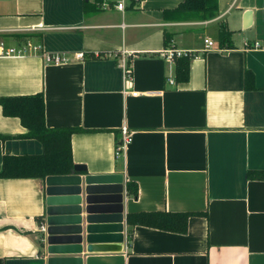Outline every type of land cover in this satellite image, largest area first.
Masks as SVG:
<instances>
[{"label":"crops","instance_id":"obj_1","mask_svg":"<svg viewBox=\"0 0 264 264\" xmlns=\"http://www.w3.org/2000/svg\"><path fill=\"white\" fill-rule=\"evenodd\" d=\"M95 1L0 0V45L42 46L0 55V96L42 92L48 127L82 128L71 139L75 164L124 175L125 248H84L82 264H264V0H219V14L200 21L165 18L183 0L92 12ZM221 21L234 31L232 47L218 42ZM205 38L215 48L202 52ZM170 45L198 53L185 83L167 80L176 77V61L161 55ZM45 52L70 60L48 63ZM124 125L133 140L117 158ZM25 132L0 106V172L5 155L43 151ZM127 181L138 184L137 197ZM46 197V179L0 176V264H48ZM142 211L197 214L180 233L129 225L128 214Z\"/></svg>","mask_w":264,"mask_h":264},{"label":"trees","instance_id":"obj_2","mask_svg":"<svg viewBox=\"0 0 264 264\" xmlns=\"http://www.w3.org/2000/svg\"><path fill=\"white\" fill-rule=\"evenodd\" d=\"M104 0H96L94 10L102 6ZM88 6V5H87ZM219 14V0H183L179 5L164 11L165 18L187 21L208 20ZM219 39L222 47H232L231 30L225 21L218 24ZM169 42V36L166 34ZM20 39L33 38L36 41L40 35L21 34ZM191 56L176 59V80L185 83L190 76ZM249 73L246 82L250 81ZM0 106L5 116L19 117L26 128L21 137L38 140L42 146L41 153L5 155L0 172L5 178H40L50 175L72 173L75 162L73 159L71 139L74 133L82 130L80 127H48L45 122V100L42 92L35 94L0 96ZM127 191L133 197L138 196V184L127 181ZM197 212L142 211L130 213L127 216L131 226L143 225L173 232L184 233L187 230L188 219ZM42 222V217H38Z\"/></svg>","mask_w":264,"mask_h":264},{"label":"water","instance_id":"obj_3","mask_svg":"<svg viewBox=\"0 0 264 264\" xmlns=\"http://www.w3.org/2000/svg\"><path fill=\"white\" fill-rule=\"evenodd\" d=\"M72 173L46 177V216L41 240L48 264H82L87 252H119L125 248L124 175ZM60 255V256H57Z\"/></svg>","mask_w":264,"mask_h":264},{"label":"built area","instance_id":"obj_4","mask_svg":"<svg viewBox=\"0 0 264 264\" xmlns=\"http://www.w3.org/2000/svg\"><path fill=\"white\" fill-rule=\"evenodd\" d=\"M128 1H134L139 2L141 0H104L102 3V8L109 7L110 3L114 4V7L118 10L124 11L127 7ZM43 24H40L38 26H34L31 28L32 31L43 29ZM258 45V43H256ZM212 48H215V42L209 38L204 39V48L202 49V52H205L207 50H210ZM42 46L40 43L34 42L32 39H28L23 43L18 44L17 46H4L3 44L0 45V55L1 56H23L26 54H38L41 53ZM75 58L77 59H83L86 57V55L83 52H76ZM161 55L170 63L174 64L177 58H180L182 56H191L192 58L197 57L198 53L197 51L193 49H181L177 48L174 45H170L166 47L164 50H162ZM43 56L45 58V61L48 63H55L60 64L63 62H66L70 60V58L62 53H49L45 52L43 53ZM126 69V76L127 78L131 79L130 71L126 65L124 64ZM167 80L170 84L175 85L176 80L172 72L169 73ZM134 95H138L137 91L132 92ZM122 132V141L117 146L116 149V156L117 158L124 157L126 149L128 145L133 140V132L128 128V126L124 125L121 129ZM41 230L45 229V226L41 225Z\"/></svg>","mask_w":264,"mask_h":264},{"label":"rangeland","instance_id":"obj_5","mask_svg":"<svg viewBox=\"0 0 264 264\" xmlns=\"http://www.w3.org/2000/svg\"><path fill=\"white\" fill-rule=\"evenodd\" d=\"M197 21H200V20H197ZM192 32L194 33L195 31H192ZM206 33L211 34V27L210 28L208 27V31H206ZM201 35L203 37L204 36V33L201 34Z\"/></svg>","mask_w":264,"mask_h":264}]
</instances>
